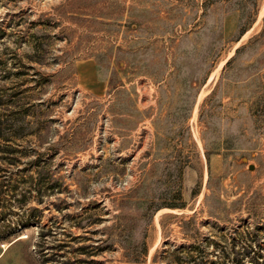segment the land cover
Listing matches in <instances>:
<instances>
[{"label":"rangeland","instance_id":"374dc122","mask_svg":"<svg viewBox=\"0 0 264 264\" xmlns=\"http://www.w3.org/2000/svg\"><path fill=\"white\" fill-rule=\"evenodd\" d=\"M262 7L0 0V264H264Z\"/></svg>","mask_w":264,"mask_h":264},{"label":"trees","instance_id":"16d2710c","mask_svg":"<svg viewBox=\"0 0 264 264\" xmlns=\"http://www.w3.org/2000/svg\"><path fill=\"white\" fill-rule=\"evenodd\" d=\"M263 23H264V18H263ZM247 31V29H244L241 31L240 36H242L245 32ZM133 47L130 46V49L133 52ZM120 49V48H119ZM167 59V58H166ZM229 63V62H228ZM227 63V64H228ZM148 75V74H146ZM123 86V85H121ZM18 115V114H17ZM19 115L22 116L21 120L15 119L13 121L7 119V120H2L0 119V141H5L6 140V136H9L11 133V130L13 131V134L11 133V135L15 138V139H20L21 136L23 135V133H25V129H24V122H23V117L25 116L24 114H20ZM181 160V158L178 156V158L174 159V162L171 163L170 165H173L174 170L176 172H178V174H181L182 172V166L183 162H179ZM36 183L38 186H40L41 180L40 177L37 176V180ZM170 208H182L181 206H177V205H171L169 206ZM145 249L144 252L145 253ZM136 255V254H135ZM131 261H134V259H131Z\"/></svg>","mask_w":264,"mask_h":264},{"label":"bare ground","instance_id":"6f19581e","mask_svg":"<svg viewBox=\"0 0 264 264\" xmlns=\"http://www.w3.org/2000/svg\"><path fill=\"white\" fill-rule=\"evenodd\" d=\"M260 12H261V14L264 12V8H263V7H262V11H260ZM261 14H260V15H261ZM260 15H259V16H260Z\"/></svg>","mask_w":264,"mask_h":264}]
</instances>
